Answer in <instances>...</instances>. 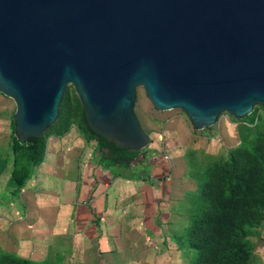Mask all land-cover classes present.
Segmentation results:
<instances>
[{
	"label": "water",
	"instance_id": "obj_1",
	"mask_svg": "<svg viewBox=\"0 0 264 264\" xmlns=\"http://www.w3.org/2000/svg\"><path fill=\"white\" fill-rule=\"evenodd\" d=\"M67 85L101 142L149 144L135 92L201 131L264 108V0H0V94L20 142L56 120Z\"/></svg>",
	"mask_w": 264,
	"mask_h": 264
},
{
	"label": "rangeland",
	"instance_id": "obj_2",
	"mask_svg": "<svg viewBox=\"0 0 264 264\" xmlns=\"http://www.w3.org/2000/svg\"><path fill=\"white\" fill-rule=\"evenodd\" d=\"M7 101L12 103L8 98ZM12 106L14 112L13 103ZM133 112L150 144L169 147L165 151L172 165L173 207L172 222L163 240L122 227L123 232L108 234L112 248L110 245L104 250L107 258L100 263L97 256H89L92 250L69 248L67 236L33 232L38 226L29 220V229L33 230L29 234L20 231L6 236L0 232V264H207L208 260L219 264L225 257L238 254L243 264H264V108L255 106L239 120L220 115L212 127L196 131L181 111L153 109L141 88H137ZM82 114L72 86L67 85L55 122L39 137L43 146L36 166L44 160L50 137L58 144L74 131L84 141L95 144L82 122ZM10 136L6 139L7 154ZM248 170L253 172L246 179ZM118 173L128 172L119 169ZM16 193L12 187V196ZM225 202L230 205L218 211V205ZM210 220L220 232L216 239L225 241L232 234L230 241L238 251H227L218 245L207 249L210 240L215 239L210 232L199 231Z\"/></svg>",
	"mask_w": 264,
	"mask_h": 264
},
{
	"label": "crops",
	"instance_id": "obj_3",
	"mask_svg": "<svg viewBox=\"0 0 264 264\" xmlns=\"http://www.w3.org/2000/svg\"><path fill=\"white\" fill-rule=\"evenodd\" d=\"M12 116V103L0 94V232L29 234L31 220L38 226L33 232L67 236L69 248L92 250L89 256H97L100 263L111 245L108 234L123 232L122 227L163 240L173 207L172 165L163 160L167 145L149 141L126 169L128 173L120 175L116 166L104 165V151L95 150L93 142L74 131L58 144L50 137L44 160L14 198L9 185L10 147L8 154L5 149Z\"/></svg>",
	"mask_w": 264,
	"mask_h": 264
},
{
	"label": "trees",
	"instance_id": "obj_4",
	"mask_svg": "<svg viewBox=\"0 0 264 264\" xmlns=\"http://www.w3.org/2000/svg\"><path fill=\"white\" fill-rule=\"evenodd\" d=\"M83 115V114H82ZM82 122L84 123L86 127L87 133L94 139L95 146L98 150L104 151V165L106 167H114L116 166L119 169L126 170L129 168L130 163L132 160L138 155V151L136 152H129L126 149L117 148L112 145H108L106 143H103L100 141L99 138H97L93 133L89 131L87 128L84 119L82 117ZM10 129H11V141H10V151H11V172L9 176V182L11 186L18 190L20 189L24 182L30 177L34 167L39 162V157L42 152V143L39 137L36 139L34 143L31 142H20L15 136H14V125L13 122H10ZM253 171L248 170L246 179L252 176ZM241 178V177H240ZM230 205L229 202H225V204L220 203L218 205V211H221L228 207ZM216 224H214L211 220L206 222V226L204 229L200 230L199 233H208L211 234L212 238L217 240V236L220 233L219 229L215 227ZM218 232V233H217ZM233 237L232 234L228 236L227 240H220L218 242H215V240H210L208 250L211 249V247H216V245L228 249L227 251H233V250H239L236 249L230 239ZM217 251L221 252L222 250L219 248ZM214 254V255H213ZM212 256H215V253H213ZM213 260H208L207 264H211ZM219 264H243V258L240 254L237 256H227L224 258L223 262H218ZM19 264H24L20 262Z\"/></svg>",
	"mask_w": 264,
	"mask_h": 264
},
{
	"label": "built area",
	"instance_id": "obj_5",
	"mask_svg": "<svg viewBox=\"0 0 264 264\" xmlns=\"http://www.w3.org/2000/svg\"><path fill=\"white\" fill-rule=\"evenodd\" d=\"M222 116H223L224 118H227V117L230 118V117H229L228 115H226V114H222ZM163 160L167 162V161H168V157H167V156H163Z\"/></svg>",
	"mask_w": 264,
	"mask_h": 264
}]
</instances>
